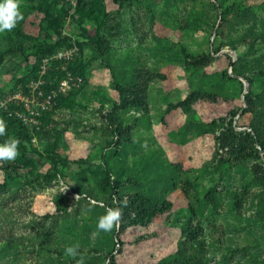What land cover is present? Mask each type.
I'll list each match as a JSON object with an SVG mask.
<instances>
[{"label": "rangeland", "instance_id": "1", "mask_svg": "<svg viewBox=\"0 0 264 264\" xmlns=\"http://www.w3.org/2000/svg\"><path fill=\"white\" fill-rule=\"evenodd\" d=\"M18 3L30 48L0 57V102L45 81L33 48L45 42L77 46L72 66L84 84L61 95L14 161L0 162V264H110L112 256L118 264L153 263L177 249L190 224L203 233L200 244L186 240L188 255L204 264H264V149L233 136L234 128L251 132L253 118L264 141V0ZM8 32L0 33V50ZM209 94L216 99L199 97ZM248 95L255 112L246 113ZM108 116L129 128V142H117ZM53 152L61 156L56 165ZM172 176L194 210L186 200L169 217L172 227L161 222L169 247L154 249L165 244L154 236L118 254L119 226L98 230L99 218L116 198Z\"/></svg>", "mask_w": 264, "mask_h": 264}, {"label": "trees", "instance_id": "2", "mask_svg": "<svg viewBox=\"0 0 264 264\" xmlns=\"http://www.w3.org/2000/svg\"><path fill=\"white\" fill-rule=\"evenodd\" d=\"M116 2H121V0H114ZM222 9V19L221 22L225 20V15L227 10L220 6ZM236 9L240 13H244L246 8L240 3L236 2ZM47 17L49 20L53 21V14L48 9ZM29 29L23 22L18 21L16 27L12 29V32H8L5 35V48L0 50V57H4L7 54V51L19 50L22 53H25L30 46L25 43L24 38H21V35H25ZM16 34V35H15ZM71 47V46H70ZM36 51V57L39 60V63L43 66L44 61L46 59H50L57 52L63 50L58 47L53 46L49 43H41L39 46L34 47ZM235 49V48H234ZM227 56V55H226ZM210 56H203V58H208ZM229 58L230 64H232L233 58L227 56ZM55 64V66L53 65ZM59 67H56V66ZM72 62L69 66H66V70L63 69V62L60 60H53L47 70L45 71V81L42 84V88L46 91H49L53 88L65 75L66 71H71L73 74L80 75L83 78L82 74H78L75 69H73ZM234 75H243L240 72H237V67L232 65ZM264 75V72H261ZM52 78V80H50ZM248 79L250 85L254 86V80ZM84 80V78H83ZM74 91V90H72ZM72 91L68 92L70 94ZM121 91V95L125 96V92ZM262 93L264 95V80L262 85ZM204 101L212 102L213 98L216 99V96L213 94H209L207 96H199ZM61 96L56 100L57 102L60 100ZM138 99V98H137ZM246 113L255 112V105L253 102V98L251 95L246 96ZM50 112V111H48ZM48 112H44L41 117V126L39 129H31L25 126L21 120L14 115L12 109L0 111V120H3L7 127L4 136H0V143H3L5 140L9 138H16L20 141L19 147L24 148L26 143L30 142L35 134H38V130L41 129L43 119L45 114ZM237 114V112H233V117ZM244 113H242L243 115ZM107 121L110 123L111 129L117 136V142H129L131 139V134L129 132V128L125 127L118 116H108ZM249 127L252 128L251 132L248 131H238L235 132V128L233 129V136H235L236 140H239L240 144H247L249 147H255V144L260 145L264 149V141L261 139L260 131L256 127V122L254 119H250ZM53 156V160L56 162H60L61 156L56 152L51 154ZM28 157V155H27ZM257 168V166L255 167ZM108 173H111L109 170H106ZM33 174L32 172H30ZM86 172L84 174H80V180L78 183L73 185L74 192L78 193V188L86 187L85 181L81 180V178H86ZM172 175V174H171ZM121 189V183L119 179H117L112 186V191L114 192V197L119 196ZM188 191L179 188L176 180L172 177L169 180L164 181L162 184L157 185V183H153L151 185V189L147 190L146 188H142L140 191L136 192V196H130L126 201H122V199L116 198V204H110L109 208L112 209H120L121 210V218L119 221V229L117 231V240L123 248L118 251V254H122L127 249L136 248L139 245L147 244L150 242L151 238L159 239L163 243H165L161 247L160 244H157V247L154 248L158 251H165V247H169L168 244V233L169 229L165 228L161 222L166 223L168 226L172 225L169 223V217L177 210L176 208L183 204L186 200H188L186 208L191 211L194 210L193 206L190 203V198L188 195ZM119 202H118V201ZM60 206V205H58ZM142 229H145L142 231ZM182 237L185 239L181 242L177 243V249L175 251L170 252V254L164 256L163 258L155 260L153 263L148 264H204V260L202 258H198L194 253L188 255L190 253V249L188 248V244L186 240L188 239L191 242L199 243L200 236L203 233V229L200 225L193 226L192 224L186 226L182 230H180ZM110 264H118L117 256L111 257ZM132 264V263H131Z\"/></svg>", "mask_w": 264, "mask_h": 264}, {"label": "built area", "instance_id": "3", "mask_svg": "<svg viewBox=\"0 0 264 264\" xmlns=\"http://www.w3.org/2000/svg\"><path fill=\"white\" fill-rule=\"evenodd\" d=\"M78 54L79 49L77 46L57 52L53 57L44 61V72L53 60L62 61L63 69L66 70V66H69ZM43 83L41 80L32 86L26 96L19 93L5 98L0 102V110L7 111L12 109L14 115L25 126L31 129H39L43 113L52 110L56 105V100L61 95L80 88L84 84V80L80 75L73 74L68 70L66 75L49 91L41 87ZM12 104H15V107H10Z\"/></svg>", "mask_w": 264, "mask_h": 264}, {"label": "clouds", "instance_id": "4", "mask_svg": "<svg viewBox=\"0 0 264 264\" xmlns=\"http://www.w3.org/2000/svg\"><path fill=\"white\" fill-rule=\"evenodd\" d=\"M23 19V14L19 9L18 0H0V33L5 30L11 31L19 20ZM6 123L0 120V136H4L6 132ZM20 141L16 138H9L0 143V162L14 161L18 155V145ZM120 209L108 208L97 223V229L104 232H110L114 227L119 226L121 218ZM68 256H74L76 249L68 247L66 249Z\"/></svg>", "mask_w": 264, "mask_h": 264}]
</instances>
